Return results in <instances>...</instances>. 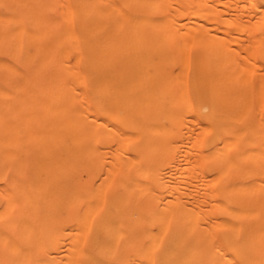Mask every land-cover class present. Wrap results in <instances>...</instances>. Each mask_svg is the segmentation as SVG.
Listing matches in <instances>:
<instances>
[{"label":"bare ground","instance_id":"bare-ground-1","mask_svg":"<svg viewBox=\"0 0 264 264\" xmlns=\"http://www.w3.org/2000/svg\"><path fill=\"white\" fill-rule=\"evenodd\" d=\"M237 249L264 264V0H0V264Z\"/></svg>","mask_w":264,"mask_h":264},{"label":"rangeland","instance_id":"rangeland-1","mask_svg":"<svg viewBox=\"0 0 264 264\" xmlns=\"http://www.w3.org/2000/svg\"><path fill=\"white\" fill-rule=\"evenodd\" d=\"M127 244H131V243H117V245H116V243H114V245H116V246H118V245H127ZM212 245V247L215 245V244H208V243H193V242H185V243H181V245H183V246H191V245H199V246H201L202 248H199V249H197L195 252H191V254L189 255V257H193V256H203V257H205V258H207V261H211L212 260V258H214V257H217L216 255H217V253H216V251H215V249L213 248L212 249V247H210V248H208V250H207V248H204V247H206L207 245ZM234 245H241L240 243H234ZM204 249V250H203ZM206 250V251H205ZM214 250V251H213ZM120 251H122V253L120 252ZM211 251V252H210ZM124 252V253H123ZM120 253V254H119ZM197 253V254H196ZM134 254V251H128V250H126V249H116L115 251H114V253H111V256L112 257H114V256H117V257H122L121 259H123V260H126V258L128 257V256H130V255H133ZM154 255H155V257H157L158 255H159V250H154V253H153ZM220 254H222V253H220ZM176 255L177 256H183V257H185V255L183 254V252L182 251H178L177 253H176ZM231 261V262H230ZM137 262H139L138 260H136V263ZM229 262H230V264H233V263H235V264H241V262H242V260H241V255H240V251L237 249L236 251H235V254H234V257H232V258H228V262H227V264H229ZM237 262V263H236Z\"/></svg>","mask_w":264,"mask_h":264}]
</instances>
